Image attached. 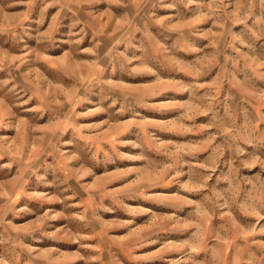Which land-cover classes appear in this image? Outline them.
I'll list each match as a JSON object with an SVG mask.
<instances>
[{"label":"rangeland","instance_id":"374dc122","mask_svg":"<svg viewBox=\"0 0 264 264\" xmlns=\"http://www.w3.org/2000/svg\"><path fill=\"white\" fill-rule=\"evenodd\" d=\"M0 264H264V0H0Z\"/></svg>","mask_w":264,"mask_h":264}]
</instances>
